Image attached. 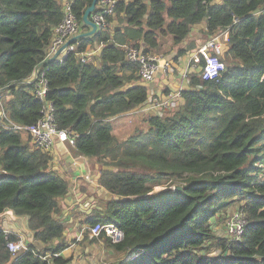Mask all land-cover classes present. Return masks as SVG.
Returning a JSON list of instances; mask_svg holds the SVG:
<instances>
[{"label": "trees", "instance_id": "16d2710c", "mask_svg": "<svg viewBox=\"0 0 264 264\" xmlns=\"http://www.w3.org/2000/svg\"><path fill=\"white\" fill-rule=\"evenodd\" d=\"M71 1L82 23L93 0ZM212 1L116 0L115 16H108L109 22L116 17V28L75 41L76 52L62 61L43 63L63 20L62 0H0V90L6 111L22 125L39 120L42 102L24 82L40 66L58 127L75 133L81 154L105 165L99 184L112 196L87 223L115 222L124 231L117 244L104 237L121 260L137 253L123 264H264V14H254L264 0ZM204 19L207 34L228 32L226 69L204 80L198 64L199 71L188 74V88L179 92L181 101L163 115L149 112L146 128L119 140L109 119L149 98L126 48L155 54L162 39L171 37L179 45ZM95 43L102 45L99 63L83 61L81 53ZM187 48L181 47L175 60ZM4 124L0 119V170L7 173L0 177V263L48 264L37 245L16 256L9 251L8 242L20 236L1 227V214L13 210L28 216L39 242L60 238L65 228L55 215L69 183L49 170L51 154ZM176 185L183 190H174ZM231 205L247 215L239 241L214 229L217 214ZM52 262L67 263L59 256Z\"/></svg>", "mask_w": 264, "mask_h": 264}, {"label": "crops", "instance_id": "0c3cea01", "mask_svg": "<svg viewBox=\"0 0 264 264\" xmlns=\"http://www.w3.org/2000/svg\"><path fill=\"white\" fill-rule=\"evenodd\" d=\"M145 1L149 2L150 0ZM115 18L111 22L110 30H113L118 25ZM206 26L207 19L193 26L189 37L184 40L188 41L185 42L186 46H182V48L188 47L189 49L187 48L188 51L184 56L179 57V64L170 59L171 56L161 57L160 67L153 82L145 83L138 78V84L149 88V96L153 95L162 99L172 96L174 97L173 101L177 102L178 99L181 101L180 97H177V93L189 86L187 80H184V84L182 83L181 75L184 79V73L192 66L191 58L194 52L206 41V37L212 36L207 34ZM204 38L206 39L204 40ZM182 43L180 45H183ZM144 46L145 44H143ZM100 48L102 49L101 45L96 49L98 60H100ZM63 55L64 52L59 55V59ZM174 69L179 71V76L172 73ZM147 107L148 105L145 103L130 112L111 117L114 133L118 126H123L124 130L127 126L126 123H129L131 119L145 118L149 112H153L146 109ZM103 168H105V165L101 164L96 157L85 156L74 145L69 144L68 141L57 139L54 150L51 153L49 170L56 171L69 183L67 194L60 199V212L55 215V218L64 225L63 236L47 243L37 241L34 231L28 227V216L17 215L13 210H7L1 214V227L15 232L28 244L37 245L44 252V255L51 257L57 253L59 257L67 261L66 264H119L122 255L109 247L104 237L91 238L89 234L87 237L85 236V231L89 226L87 223L88 218L97 216L95 209L101 210L102 205L104 206L105 204L104 200L112 196L111 194L108 197L106 192L109 191L99 184V177ZM4 174L7 173L2 171L0 177ZM102 189L106 192L102 191ZM60 247L62 249L56 251Z\"/></svg>", "mask_w": 264, "mask_h": 264}, {"label": "built area", "instance_id": "2783aa9c", "mask_svg": "<svg viewBox=\"0 0 264 264\" xmlns=\"http://www.w3.org/2000/svg\"><path fill=\"white\" fill-rule=\"evenodd\" d=\"M115 5L116 0L98 1L96 9L92 14V20L97 24L98 31L110 30L111 22L108 21V16H115ZM63 12V20L54 28L51 43L47 50V58L56 53L69 38L83 31L82 23L75 14L72 1H63ZM254 14H264V4L255 10ZM222 35L223 33H219L211 36L194 52L191 58L193 62L192 66L184 73V77L188 84V74L192 73L193 69H196L200 63H202V78L204 80L218 78L226 69L225 63L216 54L212 53V51H219L222 49ZM72 52H76V45L74 43L68 46L60 60H64ZM94 53L93 50L88 48V50L81 53L80 56L82 60L85 61L89 60V57ZM126 58L129 62L135 63L138 66V75L143 82L150 83L155 80L162 60L161 56L147 53L143 48L127 47ZM33 74L24 83L33 85V87L30 88L32 96L42 102L39 120L31 125H22L12 120L5 108L2 90H0V119L7 122V124H4L7 128L22 131L24 134L30 136L34 147L49 154L54 150L57 139L61 141L66 140L69 144L75 146V133L72 130L60 129L58 127L55 105L48 99L49 85L45 72L39 68L38 74ZM179 92L177 93V97L180 96ZM173 98L172 96H168V98L162 99L150 95L146 102L148 105L146 109L155 111L158 115H163L165 111L176 105ZM246 223L247 215L244 210L241 208H234L227 217L226 238L233 241L241 240ZM86 231L91 238L107 237L114 244L122 242L125 238L124 231L115 222H98L93 226H88ZM28 245L29 244L21 237L9 241L7 247L12 254L16 255L26 251ZM40 256L44 260H47L48 264H55L52 262V258L59 255L56 253L51 257L48 255Z\"/></svg>", "mask_w": 264, "mask_h": 264}, {"label": "rangeland", "instance_id": "374dc122", "mask_svg": "<svg viewBox=\"0 0 264 264\" xmlns=\"http://www.w3.org/2000/svg\"><path fill=\"white\" fill-rule=\"evenodd\" d=\"M63 1L64 0H62V2ZM212 2L215 3V4H219V3H222L223 0H213ZM219 33H223V35H222V41H223L222 43H223V46H222V49L219 50L218 53H216V55L224 60V61L223 60L222 61L225 63V68H226L227 67V63L225 61V59H226L225 53L227 52V50L229 48L228 47V43H227V35H228V32H227V30L226 31L221 30L217 34H219ZM214 35H216V34H214ZM206 38H204V40L205 39L208 40L210 37L209 38L206 37ZM185 42H188V41H184V43H182L183 45H180L181 44L180 43L179 45H176L175 46L172 43V38L171 37H167V38L161 40V44H162L161 47L158 50L154 51V53L157 54V55H159V56H161L162 58L163 57L165 58L166 56H171L170 59L174 60L175 62H178L177 64H179V60H175V56H176L178 50L182 46H186V43ZM98 46H99V44L95 43V44H93L92 46L89 47L90 50H93L95 52V54L91 55L89 57V60L88 61L89 62H92L94 64L98 63V61H99L98 60L99 59L98 52L96 51V49H97ZM222 54H223V56H222ZM195 71H196V73L199 71L198 70V67H196V69H193L192 72H195ZM172 73L174 75H177V76L180 75L179 74V71L177 69H174L172 71ZM181 77H182V83L185 82L184 80H186V78L184 77V79H183V76L182 75H181ZM9 98L10 97L8 96V99ZM109 120H111V118ZM126 125L127 126H126V128L124 130H123V126H118L117 129L115 130V133H116V135L118 136V138L120 140H124V139H126V137H128L131 134H133L134 131H135V129L138 128V127H141L142 129H144V128L147 127L146 121H144L143 117L131 119L129 121V123H126ZM0 173H2L1 170H0ZM160 188H162V186H157L155 189H160ZM233 206H235V205H231L230 207L226 208L224 211H222L219 214H217L218 218L217 219L215 218L216 219V222L214 224V229H215V232L217 233L218 236L226 237L225 233H226L227 217H228V214L231 211H233V208H235Z\"/></svg>", "mask_w": 264, "mask_h": 264}, {"label": "water", "instance_id": "95a60500", "mask_svg": "<svg viewBox=\"0 0 264 264\" xmlns=\"http://www.w3.org/2000/svg\"><path fill=\"white\" fill-rule=\"evenodd\" d=\"M99 0H93L91 5L85 10L84 16L82 18V24L88 29L86 31H82L81 33L72 36L69 38L53 55L49 56L43 63L60 60L59 55L63 52H65L69 45L73 44L75 41L82 39V38H91L98 32L97 24L92 20V14L96 9V5ZM40 66L37 67L33 75L38 74ZM174 190L181 191L183 190L182 185H176L174 186ZM102 191H105L102 189ZM106 192V191H105ZM107 196L109 197L111 193L106 192ZM137 253H131L125 257V259L121 260L119 264H123L126 261L130 260L132 257H135Z\"/></svg>", "mask_w": 264, "mask_h": 264}]
</instances>
